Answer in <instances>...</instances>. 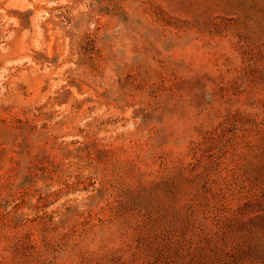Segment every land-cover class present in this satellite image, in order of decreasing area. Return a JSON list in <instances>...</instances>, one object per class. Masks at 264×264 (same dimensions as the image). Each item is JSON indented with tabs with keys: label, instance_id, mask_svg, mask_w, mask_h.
Returning a JSON list of instances; mask_svg holds the SVG:
<instances>
[{
	"label": "rangeland",
	"instance_id": "rangeland-1",
	"mask_svg": "<svg viewBox=\"0 0 264 264\" xmlns=\"http://www.w3.org/2000/svg\"><path fill=\"white\" fill-rule=\"evenodd\" d=\"M8 264H264V0H0Z\"/></svg>",
	"mask_w": 264,
	"mask_h": 264
},
{
	"label": "clouds",
	"instance_id": "clouds-1",
	"mask_svg": "<svg viewBox=\"0 0 264 264\" xmlns=\"http://www.w3.org/2000/svg\"><path fill=\"white\" fill-rule=\"evenodd\" d=\"M6 257L7 252L4 250L3 247H0V264H8Z\"/></svg>",
	"mask_w": 264,
	"mask_h": 264
}]
</instances>
